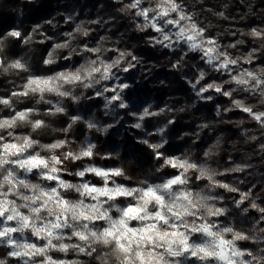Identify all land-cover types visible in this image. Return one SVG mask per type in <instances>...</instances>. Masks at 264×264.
Returning a JSON list of instances; mask_svg holds the SVG:
<instances>
[{"label":"clouds","instance_id":"1","mask_svg":"<svg viewBox=\"0 0 264 264\" xmlns=\"http://www.w3.org/2000/svg\"><path fill=\"white\" fill-rule=\"evenodd\" d=\"M0 264H264V0H0Z\"/></svg>","mask_w":264,"mask_h":264},{"label":"trees","instance_id":"2","mask_svg":"<svg viewBox=\"0 0 264 264\" xmlns=\"http://www.w3.org/2000/svg\"><path fill=\"white\" fill-rule=\"evenodd\" d=\"M46 11H48V9H47V8H44V9L40 10V11L37 13V15L41 14V12H46Z\"/></svg>","mask_w":264,"mask_h":264}]
</instances>
